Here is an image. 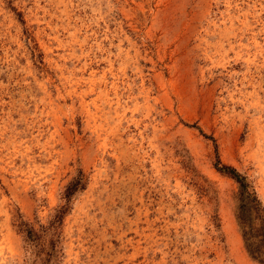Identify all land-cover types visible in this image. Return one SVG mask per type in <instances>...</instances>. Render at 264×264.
Masks as SVG:
<instances>
[{"label":"rangeland","instance_id":"1","mask_svg":"<svg viewBox=\"0 0 264 264\" xmlns=\"http://www.w3.org/2000/svg\"><path fill=\"white\" fill-rule=\"evenodd\" d=\"M221 165L264 206V0H0V264H260Z\"/></svg>","mask_w":264,"mask_h":264},{"label":"trees","instance_id":"2","mask_svg":"<svg viewBox=\"0 0 264 264\" xmlns=\"http://www.w3.org/2000/svg\"><path fill=\"white\" fill-rule=\"evenodd\" d=\"M219 170L233 177L239 184L240 208L238 219L245 246L254 260L264 264V206L261 204L255 189L236 168L229 165H221ZM67 192L71 194L73 191L68 189ZM248 211L256 214L253 219L249 218Z\"/></svg>","mask_w":264,"mask_h":264}]
</instances>
